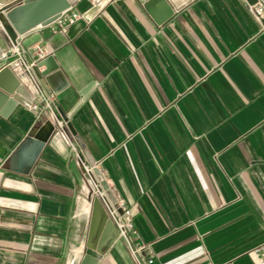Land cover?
I'll return each mask as SVG.
<instances>
[{
  "label": "crops",
  "instance_id": "1",
  "mask_svg": "<svg viewBox=\"0 0 264 264\" xmlns=\"http://www.w3.org/2000/svg\"><path fill=\"white\" fill-rule=\"evenodd\" d=\"M21 1L0 0V9ZM93 3L73 10L83 16ZM52 28L18 43L28 62L36 43L48 47L56 112L130 210L155 264H254L250 252L264 244V27L246 1L192 0L174 11L166 0H108L92 21ZM19 68L10 69L29 88ZM5 107L0 264H81L98 199L84 155L66 123L28 174L13 171L11 155L48 120ZM96 264L138 263L119 237Z\"/></svg>",
  "mask_w": 264,
  "mask_h": 264
},
{
  "label": "water",
  "instance_id": "2",
  "mask_svg": "<svg viewBox=\"0 0 264 264\" xmlns=\"http://www.w3.org/2000/svg\"><path fill=\"white\" fill-rule=\"evenodd\" d=\"M79 1L80 0H22L21 3L10 9H0V60L3 58V55L9 56L10 47L17 44L19 36H23L38 27L51 25L63 12L74 8ZM166 1L170 4L172 10L179 11L189 5L192 0ZM245 1L249 6L257 5L259 2L264 3V0ZM107 3L108 0H94L93 6L83 14V19L87 22L92 21ZM51 63H53V57L50 56L45 58L37 63L33 68V72L38 78L41 86L48 93L56 94L57 92L51 87L48 77L58 72V67ZM32 102L33 96L29 88L19 81L9 67H3L0 70V115H2L3 108H6L5 106H7V110L17 105H21L26 109H31ZM2 116H4V113ZM62 118L67 123L69 131L86 160L84 164L81 162L79 164L85 178L90 181L96 177L97 182L107 194L110 202L121 215L122 210L118 207L117 200L97 167L96 161L90 155L80 136L77 135L72 124L68 122L69 117L62 115ZM54 131L55 127L50 121L45 122L40 128L32 131L30 136L27 137L16 152L11 155L9 159L11 169L22 174H28ZM19 159L24 161V167L15 168L14 165ZM92 205L90 239L86 255L81 264H96L100 257L119 239L118 230L102 203L98 199H94ZM100 231L102 234L98 237L97 233L99 235Z\"/></svg>",
  "mask_w": 264,
  "mask_h": 264
},
{
  "label": "built area",
  "instance_id": "3",
  "mask_svg": "<svg viewBox=\"0 0 264 264\" xmlns=\"http://www.w3.org/2000/svg\"><path fill=\"white\" fill-rule=\"evenodd\" d=\"M250 11L256 18V20L263 26L264 22V8L262 6H250ZM82 19V15L75 10L69 9L63 12L59 18L49 26H52L53 32H63L69 26L74 25L77 21ZM264 27V26H263ZM50 55L48 47L42 43H36L31 50V61L26 60L24 50L20 47L18 41L16 45L10 47L9 56L3 55L1 60L5 61L4 67L13 69L14 67H20L24 77L29 84V90L33 96V102L31 110L36 113L38 120L47 119L54 127L59 130L66 131V122L62 120L56 112V95L54 93H48L40 84L38 78L33 72V68L38 62L47 58ZM14 70V69H13ZM67 133V132H66ZM68 134V133H67ZM70 146L73 151L79 155L77 147L72 141L69 134L67 135ZM82 164L83 160L80 158ZM93 194L101 201L102 205L106 209L109 217L113 221L116 229L118 230L119 237L126 239L132 245V254L138 264L143 260V264H155V257L152 248L149 244H146L140 240L138 231L136 230L130 210L125 207L123 201H117L118 207L122 210V214L118 213V210L112 205L107 194L102 189L101 185L96 179H91ZM135 238L134 242L131 241V236ZM250 257L254 264H264V244L256 247L250 252Z\"/></svg>",
  "mask_w": 264,
  "mask_h": 264
}]
</instances>
